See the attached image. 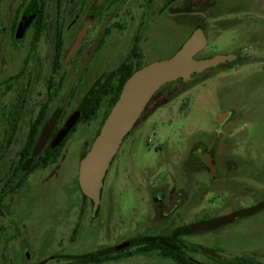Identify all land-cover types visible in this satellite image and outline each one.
<instances>
[{
  "label": "flooded vegetation",
  "instance_id": "obj_1",
  "mask_svg": "<svg viewBox=\"0 0 264 264\" xmlns=\"http://www.w3.org/2000/svg\"><path fill=\"white\" fill-rule=\"evenodd\" d=\"M3 1L6 3V0H0V44L1 40L5 41L8 58V76L3 87L10 98L9 107L5 105L8 120L2 109L7 126L3 136L5 149L0 148V264H122L132 259L135 261L129 264H261L240 256L225 262L217 260L216 253L206 251L201 243L200 233L206 229L198 228L215 217L203 220L206 215L202 206L197 222L190 223L188 219L189 206L194 205V201L197 206L201 205L208 185L225 171L226 156L220 158V166L215 151L222 128L231 117L230 110L222 111L210 143L196 140L185 151H180L181 166L173 169L174 174L171 171L164 176H169L168 182L145 184L151 217L131 236L113 244L96 245L91 250L72 248L82 226L87 238L93 229L99 237V227L106 233L101 236L103 240L110 238L111 211L102 216L100 209L103 196L110 189V185L105 189L104 177L94 214L91 203L88 217L77 207L76 214H70L63 222L58 236L69 235L68 250L59 248L47 256L37 252L32 239L39 238L43 231L34 228L38 207L30 202V193L33 190L44 192L42 185L48 184L51 178L69 179L78 187L79 161L100 130L111 94L125 72L122 65L126 62L128 71L142 62V45L147 41L148 29L153 26V16L156 11L171 13L172 0H164L159 8L155 7L156 0H17L16 5H11L15 1L7 0L2 8ZM98 26L101 28L95 34ZM127 33L131 35H128L130 43L125 53ZM105 45L117 52L99 60ZM114 59L117 64L108 67ZM202 73L204 71L198 75ZM176 81L166 85L169 93ZM101 90L106 95L95 117L87 118ZM89 92L93 94L86 101ZM13 94L17 97L13 98ZM89 122L93 130L76 148L81 150L76 161L73 152L68 154L62 146L76 125ZM49 123L52 127L47 140L36 151L38 138ZM136 125L138 127L139 122ZM3 137L0 136L1 142ZM24 141V148L30 142L31 150L18 151ZM61 144L60 149L51 148ZM165 152V157L169 156V149ZM201 175L205 177L203 180ZM146 256L149 260L145 261Z\"/></svg>",
  "mask_w": 264,
  "mask_h": 264
},
{
  "label": "rangeland",
  "instance_id": "obj_2",
  "mask_svg": "<svg viewBox=\"0 0 264 264\" xmlns=\"http://www.w3.org/2000/svg\"><path fill=\"white\" fill-rule=\"evenodd\" d=\"M13 1L11 5H16L17 0ZM163 2L156 0L155 7H161ZM6 3L3 1L2 8ZM156 12L155 16L151 14L153 26L148 29L147 41L142 45L143 65L172 56L196 27H200L207 38L206 47L196 55L198 59L229 54L235 58L221 63L217 69H207L187 82L176 81L170 93L168 86H163L153 95L145 113L137 121L140 125L137 127L136 123L123 139L106 171L105 189L109 185L110 189L106 190L100 209L102 216L111 211L110 238L103 240L106 233L101 227L98 228L99 237L95 236L93 229L87 238L82 224L72 246L77 251L91 250L106 242L116 243L142 227L151 217L145 184L168 182L169 176H164L171 171L174 174L173 169L181 166L180 151H185L196 140L210 143L215 136L217 120L225 110L231 111V117L222 128L215 154L218 165L222 166L220 158L224 156L228 162L219 179L206 188L201 205L197 206L194 201V205L189 206V222H197L202 215L198 213L202 206L206 215L203 220L212 217L217 220L264 202V0H172L171 13ZM4 16L6 13L3 19ZM100 28H96L95 34ZM128 35L131 33H127L125 53L130 43ZM106 45L99 53V60L117 52ZM6 56L7 46L1 40L2 137L7 126L5 120H8L10 98L5 95L3 87L8 76ZM112 61L108 67L117 64L116 59ZM2 109L7 114L5 120ZM91 124L76 125L63 143L62 149L68 154L73 152L76 161L81 151L76 148L93 130ZM168 149L170 154L165 157ZM201 178L205 177L201 175ZM188 182L191 184L190 180ZM42 186L44 192L33 190L29 195L30 202L38 207L34 228L43 231L39 238L32 240L37 252L47 256L59 248L68 250L67 246H71L69 235L58 236L63 230V222L70 214H76L77 207H81V214L88 217L90 203L69 179L51 178ZM200 234L205 250L216 253L214 257L219 261L240 256L264 264V208ZM146 260H149L148 256ZM134 261L125 260L122 264Z\"/></svg>",
  "mask_w": 264,
  "mask_h": 264
},
{
  "label": "water",
  "instance_id": "obj_3",
  "mask_svg": "<svg viewBox=\"0 0 264 264\" xmlns=\"http://www.w3.org/2000/svg\"><path fill=\"white\" fill-rule=\"evenodd\" d=\"M78 41L79 39H77L76 44ZM206 45L207 38L203 30L196 28L172 56L143 65L125 80L117 100L78 165V188L82 195L91 201L92 214L98 207L103 179L113 157L117 153L123 139L141 117L153 95L168 83L176 80L187 82L193 74H199L235 58L232 54L213 55L205 59L195 58ZM75 46H73V49ZM73 49L70 53L73 52ZM92 94L93 92H89L84 100L87 101ZM51 127L52 124L49 123L42 130L34 148L36 151L46 142ZM25 144L26 141L22 143L18 151H21ZM209 167L212 168V165L209 164ZM263 208L264 202L200 225L198 228L202 230L221 226L237 217L253 214Z\"/></svg>",
  "mask_w": 264,
  "mask_h": 264
},
{
  "label": "trees",
  "instance_id": "obj_4",
  "mask_svg": "<svg viewBox=\"0 0 264 264\" xmlns=\"http://www.w3.org/2000/svg\"><path fill=\"white\" fill-rule=\"evenodd\" d=\"M195 58H197L198 59V57L196 56ZM124 66V74H123V76L121 77V80H120V84H119V86H118V88L115 90V92H113L112 94H111V100H110V102H109V105H108V109H107V112H106V116H107V114L109 113V111H110V109H111V107L113 106V104L115 103V101L117 100V98H118V96H119V94H120V91H121V88H122V86H123V84H124V82H125V80L134 72V71H136L137 69H139L140 67H142L143 66V64H142V62H139L136 66H135V68H133V69H131V70H128V71H126V69H127V63L125 62L123 65H122V67ZM121 67V68H122ZM116 73V71L115 72H113L112 74H115ZM197 74H193L192 76H191V79L192 78H194L195 76H196ZM198 76V75H197ZM178 82H182L181 80H178ZM167 85V84H166ZM166 85H164V86H166ZM162 88V87H161ZM106 94L104 93V92H102V90H101V92H98L97 93V95L95 96V98H94V104H92L91 105V109H90V112H88V116H87V118H94L95 117V113H96V111H97V109H99V107H100V105H101V103H102V100H103V98H104V96H105ZM153 98V97H152ZM152 98L150 99V101L152 100ZM150 101L148 102V104L150 103ZM148 104L146 105V107L148 106ZM146 107H145V109H146ZM144 109V110H145ZM144 112V111H143ZM143 114V113H142ZM106 116H105V118H106ZM104 118V119H105ZM54 144H57V142H54ZM61 146H62V144L61 145H59V146H57V147H53V146H51V148H55V149H60L61 148ZM31 145H30V142L28 143V145H27V147H25L24 148V150H31ZM0 148H3V149H5V138L3 137V141L1 142V147ZM85 198V197H84ZM90 204H91V202H90Z\"/></svg>",
  "mask_w": 264,
  "mask_h": 264
}]
</instances>
